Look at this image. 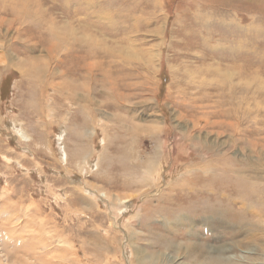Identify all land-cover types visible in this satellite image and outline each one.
I'll return each instance as SVG.
<instances>
[{"label": "rangeland", "instance_id": "1", "mask_svg": "<svg viewBox=\"0 0 264 264\" xmlns=\"http://www.w3.org/2000/svg\"><path fill=\"white\" fill-rule=\"evenodd\" d=\"M263 199L264 0H0V264H264Z\"/></svg>", "mask_w": 264, "mask_h": 264}, {"label": "bare ground", "instance_id": "2", "mask_svg": "<svg viewBox=\"0 0 264 264\" xmlns=\"http://www.w3.org/2000/svg\"><path fill=\"white\" fill-rule=\"evenodd\" d=\"M33 65H34V62H33ZM30 66V67H34V66ZM30 67L29 68H26V69H24L23 67H20L21 69H22V71H26L27 69V71L28 72H31L30 71ZM32 69V68H31ZM27 74V73H26ZM29 133H26L25 132V130H23V129H21V130H19V136L25 141V142H28L29 140H30V136L28 135ZM30 142V141H29ZM24 144V143H23ZM63 157L64 158H66L67 157V154L65 153H63ZM62 158V157H61ZM231 169V168H230ZM244 175V174H243ZM240 178H241V176H240ZM243 178V177H242ZM244 178H246V176H244ZM251 179V178H250ZM238 180H240V181H238L239 183H241L242 185H244V186H250L251 187V192H253V191H256V189L254 188L255 187V185L253 184V182L251 181V182H249V181H246V180H242V179H238ZM249 180V179H248ZM245 182V183H244ZM234 185V184H233ZM238 186H239V184H238ZM243 186V187H244ZM236 189V188H235ZM248 189V188H247ZM246 189V190H247ZM90 191V192H93V190H89L88 188H86V187H83V191ZM253 190V191H252ZM250 192V193H251ZM87 193V192H86ZM248 193V192H247ZM250 193H248V194H250ZM259 193V192H258ZM89 194V193H88ZM238 194H239V192H238ZM103 195H105V194H103ZM246 195V194H245ZM261 195V194H260ZM89 196V195H88ZM247 196V195H246ZM245 196V197H246ZM249 196V195H248ZM92 197V196H91ZM238 199H243L242 198V196L241 197H239L238 196ZM247 199V198H246ZM245 199V200H246ZM264 200V199H263ZM242 201V200H241ZM244 202V201H243ZM264 202V201H263ZM246 204V203H245ZM229 209V208H228ZM213 212H215L214 213V216L216 215L217 217L221 214V212L218 210V209H216V210H213ZM226 213H227V210L225 211ZM259 212V211H258ZM231 215L230 214H228L227 215V217L226 218H224L225 220H226V225H229V226H231V228L234 230V232H236L235 234H232V237H237L240 233H242V229H243V227L242 226H240V225H242V223L240 222V220L241 219H239V213L238 212H235V211H232L231 210ZM21 214V213H20ZM255 215H256V213H255ZM260 216V213L257 215V217H259ZM261 216H263V215H261ZM262 218V217H261ZM194 219V218H193ZM25 221V220H24ZM30 221H32L31 219L29 220V222ZM218 221V220H217ZM244 221V220H243ZM247 221V220H246ZM264 222V221H263ZM236 224H238V225H236ZM256 224H258V223H256ZM244 225V224H243ZM239 228L241 229V231L239 232ZM12 232V231H11ZM238 232V233H237ZM9 233V232H8ZM17 234V233H16ZM16 236V235H15ZM18 236V235H17ZM15 238H17V237H15ZM18 239V238H17ZM17 239H15V240H17ZM20 239V238H19ZM237 239V238H236ZM235 239V240H236ZM18 242H19V240H17ZM16 241V242H17ZM21 243V242H20ZM202 250V249H201ZM204 250V249H203ZM200 252V251H199ZM30 253V252H29ZM201 253V252H200ZM2 264V263H1ZM4 264V263H3ZM8 264V263H7Z\"/></svg>", "mask_w": 264, "mask_h": 264}]
</instances>
